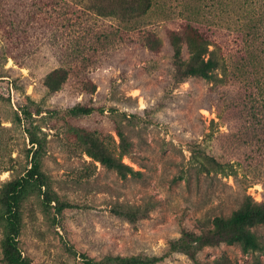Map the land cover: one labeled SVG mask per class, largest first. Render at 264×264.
Listing matches in <instances>:
<instances>
[{"label":"rangeland","instance_id":"1","mask_svg":"<svg viewBox=\"0 0 264 264\" xmlns=\"http://www.w3.org/2000/svg\"><path fill=\"white\" fill-rule=\"evenodd\" d=\"M145 2L0 0V264H264L261 71L221 0Z\"/></svg>","mask_w":264,"mask_h":264},{"label":"trees","instance_id":"2","mask_svg":"<svg viewBox=\"0 0 264 264\" xmlns=\"http://www.w3.org/2000/svg\"><path fill=\"white\" fill-rule=\"evenodd\" d=\"M149 7L150 2L146 0L144 9H148ZM221 9L225 13L222 28L235 31L242 37V68L245 69L257 65V70H260L261 73L256 82L264 88V0H221ZM200 49L205 53V56H201V54L192 56L193 61L197 64V66L192 68V71H197L202 76L226 80L227 75L230 73L228 61L221 53L220 47L214 43H208L206 46H201ZM219 74L221 77H218ZM78 111L89 113L90 109L79 107ZM34 168H36L35 163L27 171L26 177H23L21 182H17L6 196V202L9 207L7 217L13 235L18 230L17 213L15 211L16 193L21 188L22 183H24L22 181L28 179L30 172ZM247 219L246 215H239L234 219V223L238 224ZM237 239L245 246H256L255 238L249 232L240 233ZM13 242V238H11L7 248V260L13 264H19V257L15 254L16 247Z\"/></svg>","mask_w":264,"mask_h":264}]
</instances>
